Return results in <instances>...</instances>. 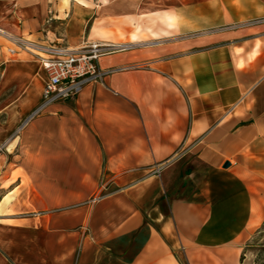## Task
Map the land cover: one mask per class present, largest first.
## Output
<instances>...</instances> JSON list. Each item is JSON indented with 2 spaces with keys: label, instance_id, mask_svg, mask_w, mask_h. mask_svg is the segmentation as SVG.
<instances>
[{
  "label": "crops",
  "instance_id": "1",
  "mask_svg": "<svg viewBox=\"0 0 264 264\" xmlns=\"http://www.w3.org/2000/svg\"><path fill=\"white\" fill-rule=\"evenodd\" d=\"M61 2L0 0V264L235 261L264 238V0ZM93 41L124 68L29 116L43 56Z\"/></svg>",
  "mask_w": 264,
  "mask_h": 264
},
{
  "label": "built area",
  "instance_id": "2",
  "mask_svg": "<svg viewBox=\"0 0 264 264\" xmlns=\"http://www.w3.org/2000/svg\"><path fill=\"white\" fill-rule=\"evenodd\" d=\"M124 48L93 41L76 49H54V56L42 59L46 79L40 101L29 116L41 112L51 103L76 97L87 84L101 82L104 77L123 69L119 66L101 67L99 60L104 55Z\"/></svg>",
  "mask_w": 264,
  "mask_h": 264
},
{
  "label": "rangeland",
  "instance_id": "3",
  "mask_svg": "<svg viewBox=\"0 0 264 264\" xmlns=\"http://www.w3.org/2000/svg\"><path fill=\"white\" fill-rule=\"evenodd\" d=\"M70 1L73 0H68V4ZM75 1V0H74ZM81 1V0H77ZM105 1V0H104ZM60 7H64L62 5V2L59 5ZM163 14L158 13L155 16H152L150 19L149 18H138L137 22L131 21L130 23L132 24V29L130 32H135L139 38H147L150 35L155 37H159L160 35H168L169 33H172L171 29L168 28V26L165 23V20L162 16ZM139 21V22H138ZM154 27L156 26V32L149 31V27ZM109 34H113V37L110 41L113 42H127L130 39H132L131 34L127 37H124V31L120 30L119 34L118 32L113 29L108 31ZM11 48L17 49L16 47L12 45H8ZM79 48V47H78ZM43 57H48L47 55H44ZM177 249L179 247V244L177 243ZM248 247L244 248V250L241 252L239 255V258L242 256L241 259L237 258L235 261L232 260L231 254L229 253L230 248L228 247H222L214 250L210 249H203L201 254H189L188 257L186 258L184 255L179 253H174V259L173 263L176 264H247L246 261L249 259L250 253L248 252V249L254 250L255 254L251 258V264H264V238H252L248 240L246 243ZM243 253V254H242Z\"/></svg>",
  "mask_w": 264,
  "mask_h": 264
},
{
  "label": "bare ground",
  "instance_id": "4",
  "mask_svg": "<svg viewBox=\"0 0 264 264\" xmlns=\"http://www.w3.org/2000/svg\"><path fill=\"white\" fill-rule=\"evenodd\" d=\"M62 5H64V7H67V5H68V0H62Z\"/></svg>",
  "mask_w": 264,
  "mask_h": 264
},
{
  "label": "water",
  "instance_id": "5",
  "mask_svg": "<svg viewBox=\"0 0 264 264\" xmlns=\"http://www.w3.org/2000/svg\"><path fill=\"white\" fill-rule=\"evenodd\" d=\"M229 165V162L228 161H225L224 163H223V167H227Z\"/></svg>",
  "mask_w": 264,
  "mask_h": 264
},
{
  "label": "trees",
  "instance_id": "6",
  "mask_svg": "<svg viewBox=\"0 0 264 264\" xmlns=\"http://www.w3.org/2000/svg\"><path fill=\"white\" fill-rule=\"evenodd\" d=\"M242 258V256L240 257V259ZM257 264V263H256Z\"/></svg>",
  "mask_w": 264,
  "mask_h": 264
}]
</instances>
